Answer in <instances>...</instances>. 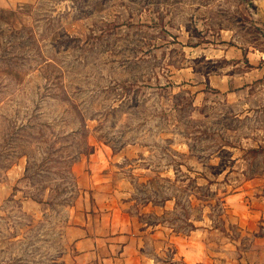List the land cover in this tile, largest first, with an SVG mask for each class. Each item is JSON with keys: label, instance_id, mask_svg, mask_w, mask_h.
I'll return each mask as SVG.
<instances>
[{"label": "rangeland", "instance_id": "374dc122", "mask_svg": "<svg viewBox=\"0 0 264 264\" xmlns=\"http://www.w3.org/2000/svg\"><path fill=\"white\" fill-rule=\"evenodd\" d=\"M94 192L179 238H241L230 200L264 209V0L0 9V264H72Z\"/></svg>", "mask_w": 264, "mask_h": 264}, {"label": "crops", "instance_id": "0c3cea01", "mask_svg": "<svg viewBox=\"0 0 264 264\" xmlns=\"http://www.w3.org/2000/svg\"><path fill=\"white\" fill-rule=\"evenodd\" d=\"M33 1L0 0V9ZM98 194L93 193L95 203L86 208L83 222L67 229L72 264H264V209H254L251 220L247 203L239 197L230 201L241 238H205L202 232L179 238L167 233L165 227L140 225L112 202L99 203ZM151 228H155L150 235L153 238H147Z\"/></svg>", "mask_w": 264, "mask_h": 264}]
</instances>
